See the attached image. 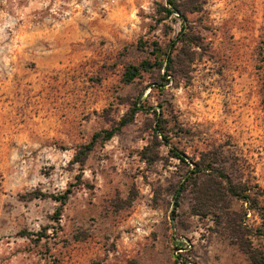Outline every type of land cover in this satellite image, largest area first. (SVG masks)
<instances>
[{"label":"rangeland","instance_id":"1","mask_svg":"<svg viewBox=\"0 0 264 264\" xmlns=\"http://www.w3.org/2000/svg\"><path fill=\"white\" fill-rule=\"evenodd\" d=\"M176 5L0 0V264L264 256V0Z\"/></svg>","mask_w":264,"mask_h":264},{"label":"trees","instance_id":"2","mask_svg":"<svg viewBox=\"0 0 264 264\" xmlns=\"http://www.w3.org/2000/svg\"><path fill=\"white\" fill-rule=\"evenodd\" d=\"M177 1H181V0H167V5L169 6L168 8L165 9V12L167 13V15H172V14H177L178 16H180L179 14V9L176 5ZM184 20V19H183ZM182 30H184V27H182ZM181 34V33H180ZM160 56L158 54H155V60H159ZM152 68V65L146 61L142 62L138 67H128L124 77H125V81L126 82H131L137 75H139V72L141 70L143 71H147L149 69ZM263 105H264V101H263ZM133 114V113H132ZM158 129L156 130V133H159L160 137L163 140V144L169 149V152L172 154V156L181 161V162H185L184 156L175 148H173L170 145L169 140L167 139V137L163 134L162 129H160V126H157ZM104 137H103V141H109L115 134V131H105L104 133ZM100 137V134L95 135L93 137V142L88 145L87 147H85V151L89 152L94 144V141ZM210 169V168H209ZM196 173H200V171L198 170V167H196L195 171L192 172V174H196ZM182 188V187H181ZM178 189L177 194L175 196V201H174V205L175 207H178V200L181 194V190L182 189ZM68 193H66L63 196L60 197H55L56 201L61 202V204L63 205L66 202V199L68 198ZM233 196L241 198V200H243L244 202L247 203H251L250 201V197L249 196H243L241 197L238 193H236L235 191L233 192ZM262 221L264 223V215H262ZM246 255L248 257V259L250 260L251 264H264V256L261 253H257L256 251L253 250H247ZM176 262L179 263L180 262V258L176 257Z\"/></svg>","mask_w":264,"mask_h":264}]
</instances>
